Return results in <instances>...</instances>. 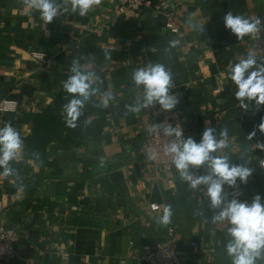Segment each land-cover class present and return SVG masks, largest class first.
Here are the masks:
<instances>
[{
  "label": "crops",
  "instance_id": "0c3cea01",
  "mask_svg": "<svg viewBox=\"0 0 264 264\" xmlns=\"http://www.w3.org/2000/svg\"><path fill=\"white\" fill-rule=\"evenodd\" d=\"M56 2L68 11L46 23L22 0H0V103H19L16 113L0 112V126L10 122L24 141L19 159L11 162L19 180L0 176V227L20 233L18 257L7 264H146L170 228L176 229L182 264H231L225 251L230 225L211 223L218 210L210 207L207 186L190 189L174 165L170 171L157 169L140 153L149 129L163 116L160 105L139 112L126 105L144 97L132 72L165 65L173 79L169 94L179 100L170 114L175 127L197 142L205 127L217 128V139L226 127L228 147L213 155L249 161L253 169L247 184L225 185L224 195L251 203L259 193L264 202V151L256 145L264 142L258 129L264 105L258 110L255 101L246 100L248 107H242L234 96L237 86L227 78L229 63L250 50L258 60L256 38L239 40L223 22L231 11L264 23V0H171L179 14L178 34L166 28L163 14L144 8L136 16L125 0H102L84 17L64 0ZM32 51L46 53L47 61L39 63ZM73 59L81 71L94 73L99 91L71 134L50 143L45 159H32L28 138L37 118L51 107L62 115V105L71 99L62 82L71 75ZM107 91L114 99L107 108L98 107ZM192 171L208 174L206 166ZM16 183L25 186L23 194ZM234 192L240 195L231 196ZM152 204L161 209L151 211ZM165 205L172 207L171 223L160 227L156 218ZM256 264H264V255Z\"/></svg>",
  "mask_w": 264,
  "mask_h": 264
},
{
  "label": "clouds",
  "instance_id": "9594fccd",
  "mask_svg": "<svg viewBox=\"0 0 264 264\" xmlns=\"http://www.w3.org/2000/svg\"><path fill=\"white\" fill-rule=\"evenodd\" d=\"M23 5L28 10H36L46 23H51L53 19L62 12H67V7H61L56 0H22ZM65 4H70L71 12L84 17L89 11L102 3V0H64ZM191 21V17L187 22ZM224 26L230 30L237 39L242 40L245 36L255 39L264 26L259 17H245L234 15L228 11L223 17ZM201 32L203 26L199 27ZM176 40L170 41V46L175 47ZM106 59H110V54L105 53ZM70 73L66 80L62 82V87L71 99L62 105V118L70 128L77 126V120L82 115V109L90 98L99 91L94 87V73L81 71L78 59L71 61ZM227 78L234 82L237 91L234 96L241 106L247 108L245 101H255L257 109L264 105V60L258 62L257 54L254 50L247 53L246 58H241L239 62L229 63ZM132 79L137 87L143 86L144 97L139 99L135 105H126L129 112H139L154 104H159L162 110L171 111L176 108L179 100L175 95H170L173 87L171 72L165 65L157 63L148 67L137 68L132 72ZM114 99L111 91L104 92L98 107L107 108L109 101ZM159 125H152L149 132H157ZM259 131L264 134V118L258 125ZM163 133L168 137H176L175 140L165 144L164 153L171 157V163L178 171L180 178L187 182L190 189L196 190L200 185L207 186V197L210 207L215 213L210 217L213 224L227 221V235L230 237L226 244V254L231 257V264H256L258 258L264 255V202L262 196L257 193L251 203L241 201L237 198L228 200L224 195L225 185L230 188L238 187L240 184H247L253 169L247 166L249 161L243 163H232L228 156L213 155L218 151L228 147L229 133L226 127L219 129L220 139H217V128L205 127L199 142L192 136L183 137L181 129L171 125L163 127ZM256 136L254 128L247 135V139L252 141ZM257 148L264 151V142H257ZM24 141L20 133L10 122H5L0 127V176L4 178L14 177L19 180V173L11 162L17 161L23 152ZM147 159H157L158 153L154 148L147 149ZM38 155V154H37ZM207 167V175H194L193 169ZM18 194H23L25 186L23 183H16ZM156 207V206H154ZM171 205L163 206L162 215L156 218V223L160 227H166L171 223ZM202 214V213H201Z\"/></svg>",
  "mask_w": 264,
  "mask_h": 264
},
{
  "label": "built area",
  "instance_id": "2783aa9c",
  "mask_svg": "<svg viewBox=\"0 0 264 264\" xmlns=\"http://www.w3.org/2000/svg\"><path fill=\"white\" fill-rule=\"evenodd\" d=\"M125 3L126 8L132 10L136 16H139L144 8H151L154 11L163 14L166 17V28L173 34H178L180 32L179 14L177 10L172 8L171 0H161L159 2H153L152 0H125ZM119 11L123 12L124 8H121ZM59 16L60 14L55 18H58ZM31 56L41 64H44L48 59L46 53L39 51H32ZM18 107L19 103L17 101L6 99L0 103V112L16 113ZM162 111L163 116L154 123L160 127L157 132H149L146 135L141 145L140 153L145 161L157 169L170 171L173 164L171 163V157L165 155L164 146L172 140H175L176 137L165 136L163 133V127L168 125L175 127V125L170 120L171 111ZM182 138L186 137L183 135ZM148 148H154L157 151V159H147ZM230 195L237 196L240 195V193L234 192ZM150 209L153 212H157L161 209V206L158 204H152ZM19 241L20 233L16 229L0 227V264H7L18 257L17 245ZM145 261L146 264H182L175 228H170L168 230L165 238L149 253Z\"/></svg>",
  "mask_w": 264,
  "mask_h": 264
},
{
  "label": "trees",
  "instance_id": "16d2710c",
  "mask_svg": "<svg viewBox=\"0 0 264 264\" xmlns=\"http://www.w3.org/2000/svg\"><path fill=\"white\" fill-rule=\"evenodd\" d=\"M258 62L264 60V26L256 36ZM62 115L55 109L48 108L36 120L32 135L28 138L30 143L31 158L35 160L45 159L48 156L47 146L52 142L64 140L65 133L71 134ZM66 139V138H65ZM38 154V155H37Z\"/></svg>",
  "mask_w": 264,
  "mask_h": 264
}]
</instances>
